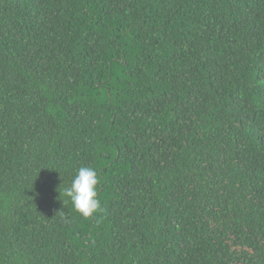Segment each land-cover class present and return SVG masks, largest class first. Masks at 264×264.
Wrapping results in <instances>:
<instances>
[{
  "label": "trees",
  "instance_id": "trees-1",
  "mask_svg": "<svg viewBox=\"0 0 264 264\" xmlns=\"http://www.w3.org/2000/svg\"><path fill=\"white\" fill-rule=\"evenodd\" d=\"M0 264H264V0H0Z\"/></svg>",
  "mask_w": 264,
  "mask_h": 264
},
{
  "label": "clouds",
  "instance_id": "clouds-1",
  "mask_svg": "<svg viewBox=\"0 0 264 264\" xmlns=\"http://www.w3.org/2000/svg\"><path fill=\"white\" fill-rule=\"evenodd\" d=\"M99 177L92 167L81 166L77 169L70 186L63 189L64 203H71L73 210L83 218H93L102 211L97 198Z\"/></svg>",
  "mask_w": 264,
  "mask_h": 264
}]
</instances>
